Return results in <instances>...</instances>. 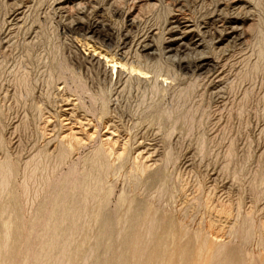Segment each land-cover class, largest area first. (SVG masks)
Returning a JSON list of instances; mask_svg holds the SVG:
<instances>
[{"label": "rangeland", "instance_id": "rangeland-1", "mask_svg": "<svg viewBox=\"0 0 264 264\" xmlns=\"http://www.w3.org/2000/svg\"><path fill=\"white\" fill-rule=\"evenodd\" d=\"M174 19L183 47L168 39ZM93 24L110 40L87 35ZM143 39L153 58L136 50ZM203 58L212 64L201 73ZM4 160L0 264H57L62 249V264H91V249L93 264H264V0H0ZM101 163L105 194L86 215L113 211L114 232L128 204L149 210L156 222L144 223L151 239L137 254L138 217L102 240L71 207L76 180Z\"/></svg>", "mask_w": 264, "mask_h": 264}, {"label": "bare ground", "instance_id": "bare-ground-1", "mask_svg": "<svg viewBox=\"0 0 264 264\" xmlns=\"http://www.w3.org/2000/svg\"><path fill=\"white\" fill-rule=\"evenodd\" d=\"M180 8V7H179ZM221 11V10H220ZM237 14V13H236ZM18 15V14H17ZM179 15V14H178ZM235 15V14H234ZM16 16V15H15ZM171 16V15H170ZM169 16V17H170ZM216 16V15H215ZM175 17V16H174ZM180 17V16H179ZM181 18V17H180ZM126 19H127V23H128V26H132L133 27V25L135 24V19H134V17H133V15L130 13V12H128V13H126ZM229 19V18H228ZM177 20V19H176ZM181 20V19H180ZM182 20H184L183 18H182ZM230 20V19H229ZM223 21V20H222ZM166 22V21H165ZM219 22V21H218ZM227 22V21H226ZM167 23V22H166ZM174 24H175V19L174 20H170L169 21V23H168V33H169V35H170V37L168 38V36H167V38L169 39V42L171 43V42H178V41H181L182 40V38L180 37V36H178L177 35V33H176V31H175V27L176 26H174ZM230 24V23H229ZM235 24V23H234ZM233 24V25H234ZM100 25V24H99ZM98 24H93L92 26H90V27H87L86 28V34L87 35H90V37H93V36H97V37H102L103 38V40H105V41H107V40H110V38H109V35H103V36H101L100 34H98V31H99V26ZM136 25V24H135ZM166 25V24H165ZM180 25V24H179ZM178 25V26H179ZM225 24H223V26H224ZM177 26V27H178ZM192 26V25H191ZM190 26V28H192V27H194V26H192L191 27ZM216 26H217V24H216ZM228 26H231V25H228ZM235 26V25H234ZM234 26H231V28L229 27V29H230V31L229 32H236L237 31V27H234ZM222 26H220V28H221ZM227 27V26H226ZM225 27V28H226ZM166 28V27H165ZM184 28H186V30L189 28V25H186ZM183 28V29H184ZM195 28V27H194ZM207 28V27H206ZM220 28H217V29H220ZM224 28V27H223ZM101 29V28H100ZM178 29H179V27H178ZM182 29V28H181ZM181 29H179V30H181ZM209 29V28H208ZM217 29H216V31H217ZM228 29V30H229ZM239 29V28H238ZM185 30V29H184ZM225 30V29H224ZM166 31V30H165ZM182 31V30H181ZM200 31V30H199ZM222 31V30H221ZM226 31V30H225ZM179 32V31H178ZM203 32H205V31H203ZM219 32V31H218ZM180 33V32H179ZM200 33H201V31H200ZM207 33V32H206ZM216 33V32H215ZM214 33V34H215ZM152 34V33H151ZM150 34V35H151ZM181 34V33H180ZM183 34V33H182ZM190 34V33H189ZM193 34V33H192ZM214 34H213V36H214ZM235 34V33H234ZM233 34V35H234ZM237 34V33H236ZM196 35V34H195ZM204 35V34H203ZM223 35V34H222ZM216 36V35H215ZM214 36V37H215ZM218 36V35H217ZM152 37V36H151ZM154 37V36H153ZM198 37V36H197ZM240 38V39H242V36L239 34L238 36L236 35V38ZM190 38V37H189ZM211 38V40L213 39L212 37H210ZM209 38V39H210ZM216 38H218V37H216ZM215 38V39H216ZM186 39H188L187 37H186ZM198 39V38H197ZM200 39V38H199ZM215 39H213V40H215ZM228 39V38H227ZM232 39V38H231ZM234 39H235V37H234ZM185 40V39H184ZM212 40V41H213ZM220 40V39H219ZM225 40V39H224ZM216 41V40H215ZM229 41V40H228ZM227 41V42H228ZM188 42V41H187ZM191 42H193V41H191ZM190 42V43H191ZM200 42V41H199ZM220 42V41H219ZM215 44H217L216 42H214ZM132 44H133V41H132V38H131V36L128 34V33H126L125 35H124V37H123V39H122V49H126V48H130V46H132ZM138 44V46L137 47H139V49H136L137 51H139V52H141V53H144V56L146 55L147 56V58L148 57H151V58H153L154 57V55H155V49H153V45H152V43H151V39L149 40V39H143L141 42H138L137 43ZM178 45H180V46H182V45H186V44H184L182 41L180 42V43H177ZM188 44V43H187ZM220 44H221V42H220ZM169 45V44H168ZM167 45V46H168ZM171 45V44H170ZM196 45V44H195ZM194 44H193V47L195 46ZM134 46H136V45H134ZM166 46V47H167ZM179 46V47H180ZM187 46H189V45H187ZM191 46V45H190ZM189 46V47H190ZM173 47V46H172ZM172 47L171 48H169V49H167L166 50V52L168 53V54H170L169 52H171V49H172ZM183 47V46H182ZM136 48V47H135ZM192 50L193 49H195V48H191ZM202 49V48H201ZM127 50V49H126ZM175 50V49H174ZM188 50V49H187ZM197 50V49H196ZM137 51H135V52H137ZM139 52H137V55L140 57L142 54L141 53H139ZM136 55V54H135ZM136 55V56H137ZM165 55H167V54H165ZM145 56V57H146ZM138 57V58H139ZM167 57H169V56H167ZM114 59V58H113ZM149 59V58H148ZM208 59V58H207ZM210 59V58H209ZM115 61V60H114ZM113 60H112V66H110V68H111V70L112 69H116L117 68V66L119 65L118 63H120V62H114ZM211 61H213L212 59H211ZM111 62V61H110ZM160 62H162V61H160ZM159 62V64H157V62H155L154 63V71H155V73H154V76H153V80H154V82H153V85H152V87L154 88L153 89V91L154 92H160L161 91V87L159 86V83H157V78L160 76V75H162V69H163V67H162V64ZM163 63V62H162ZM211 62H208L206 59H201L196 65H195V70H198L199 72L201 71V73L202 72H204V71H202V70H206V69H208V68H210V65L212 64H210ZM122 65V64H121ZM124 65V64H123ZM122 65V66H123ZM124 67V66H123ZM213 67H214V65H213ZM168 69H170V68H168ZM212 69V68H211ZM136 68H134V66L132 67H130V69H129V71L131 72V71H134V72H138L139 74L138 75H142V74H144L145 72H142V71H140V70H136ZM171 70V69H170ZM208 70H210V69H208ZM133 72V73H134ZM132 73V72H131ZM145 75V74H144ZM134 77V76H133ZM143 77V76H142ZM135 78V77H134ZM137 79V78H136ZM139 79H140V77H139ZM166 80V79H165ZM138 81V80H137ZM102 156H103V154L100 152V151H98L97 153H96V156H95V158H94V160H96V161H99V160H102L103 158H102ZM8 168V166H7V162L4 160V161H2V162H0V178H1V176H2V178H1V182H0V197H1V191L3 190V188L6 186V185H8V182L6 181V177H5V175L7 174V172H8V170L9 169H7ZM107 174V165L106 164H104V163H101L99 166H98V169H97V171H96V173H94V174H91V176L89 175L88 177H85V178H82V179H80V180H76V185L77 186H79V187H76L75 188V190H73L75 193H76V195L73 197V202H72V204H71V207H76V209H77V216H78V220H82L83 218H88L89 220H92V222L94 223V224H98L99 226H101V229H102V234H100L101 235V238H102V240H110L113 236H115L116 238H121L123 235H125L126 233H127V224L128 223H130L131 222V220H133L134 218H137L138 217V219L139 220H141L142 221V223H143V225L145 226V230H144V232H142V233H135V235H134V237H131V240L132 241H134L133 242V244L135 245V248H134V250L133 251H131L130 253L131 254H137L138 253V251H139V248L136 246V244L137 243H139V246L143 249V250H145V248L146 247H148V240H150L151 239V234H152V226H146L144 223L145 222H149V224H153V223H155L156 222V219L152 216L151 217V212L149 211V210H146L145 212H144V214L143 213H138V212H135L136 211V209L131 205V204H128L127 205V210H126V214L124 215V217L123 218H120V219H118V222H119V226H118V229L117 230H114V232H113V230H112V228H113V225L112 226H110V224H111V220H113V211H109V212H102V211H100L99 210V214L98 213H96L95 214V216H93V217H89V216H87L86 214L88 213V210H89V208L91 207V206H96L97 204V206H101V201H102V199H103V195L105 194L104 192H103V189L105 188V185H106V181L104 180L105 179V175ZM71 183V186L72 187H74L73 186V183L72 182H70ZM137 183V177H133V179H132V184L133 185H135ZM110 190V189H109ZM109 192V191H108ZM110 193V192H109ZM79 207H81V208H84V210H85V213L83 214V217H80V215H79ZM129 211H132L133 212V215L131 216V217H129L128 218V214H129ZM74 213L75 212H72L71 214H70V217L73 219V216H74ZM138 213V214H137ZM85 220V219H84ZM108 220H110V221H108ZM115 220V219H114ZM74 224V226H75V223H73ZM115 224V223H114ZM149 228V229H148ZM147 230V235L145 234V231ZM5 237L7 238V234L9 233V231L6 229L5 231ZM164 233V230L162 231V234ZM132 234V233H131ZM161 234V232H157V236L158 235H160ZM169 234H170V232H169ZM137 235H139V237L137 236ZM4 247H6L7 246V241H4ZM3 249H5V248H3ZM209 249H208V247H206V243L205 242H203L202 244H201V247H198L197 249H196V254L197 255H202L204 252H207ZM157 254V253H156ZM63 256H64V250L62 249L61 250V252L59 253V255L56 257L57 259H56V262H57V264H62L63 263V260H64V258H63ZM157 255H152V257H156ZM95 257H96V254H95V252L91 249V250H89L88 252H85L84 253V256H83V263H87V262H91L92 261V263L91 264H93V263H95ZM125 260L126 259H124V258H122V260L121 261H119L118 263H120V262H125ZM153 264H160L159 263V260L158 259H156L155 261H154V263Z\"/></svg>", "mask_w": 264, "mask_h": 264}]
</instances>
